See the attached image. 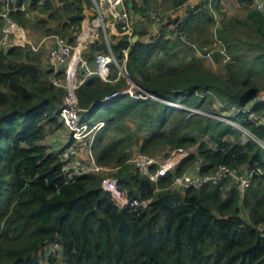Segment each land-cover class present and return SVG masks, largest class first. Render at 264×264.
Masks as SVG:
<instances>
[{
	"label": "trees",
	"instance_id": "obj_1",
	"mask_svg": "<svg viewBox=\"0 0 264 264\" xmlns=\"http://www.w3.org/2000/svg\"><path fill=\"white\" fill-rule=\"evenodd\" d=\"M4 1L0 0V10ZM171 1L177 8L187 0ZM237 1L245 6L253 3ZM15 2H24L43 15L36 27L47 34L61 33L69 43L89 17L90 0ZM150 2L124 0L129 12L143 13ZM212 11L221 15L215 34L229 59L226 77L210 70L167 67L160 60L159 70L151 74V61L176 44L171 42L172 32L185 35L191 43L207 41L205 36L216 23ZM9 16L23 26L27 23L21 11H10ZM49 22L54 23L53 29ZM2 23L0 16V27ZM241 29L242 37L237 34ZM134 34L138 37L132 42L125 35L110 37L111 50L121 60L122 49L128 48L125 67L130 78L157 98L136 99L126 93L103 100L127 82L123 76L104 82L95 74L79 85L76 96L87 115L103 111L104 125L92 144L95 160L117 167L110 173L130 197L151 199L141 212L118 209L100 186L101 175L64 182L56 151L69 141L55 151L50 149L55 134L66 131L59 119L64 90L52 84L51 69L39 57H31L21 46H12L6 53L0 50V264H35L41 258L37 251L54 237L61 253L46 264H264L263 176H254L243 197L227 180L198 188L171 185L174 175L197 161L202 173L220 164L264 168V149L251 140L242 142L241 133L219 117L177 111L167 102L212 113L210 106L217 99L222 112L218 116L264 137L262 127L242 113L254 94L264 90V12L249 8L243 17L225 16L219 0H200L186 7L183 16L174 15L161 24L149 39H143L144 29ZM100 51H104L102 44L85 50L92 66L94 54ZM244 51H254L247 61ZM111 69L116 70L114 64ZM258 77L261 85L256 84ZM253 109L264 110V102ZM130 123L146 133L138 134ZM163 147L185 151L154 190V184L129 159L135 154L132 149L151 154Z\"/></svg>",
	"mask_w": 264,
	"mask_h": 264
},
{
	"label": "built area",
	"instance_id": "obj_2",
	"mask_svg": "<svg viewBox=\"0 0 264 264\" xmlns=\"http://www.w3.org/2000/svg\"><path fill=\"white\" fill-rule=\"evenodd\" d=\"M254 7L257 10H261L263 5L261 2H256ZM25 9L26 3L24 2L17 4L15 0H11V3L9 0L4 1V5L0 10V16L4 22V29L0 33V50L5 53L12 46L27 42V37L23 30L9 16L10 11H24ZM88 9V21L75 33L72 43L67 42L58 34L47 38V40H51L45 61V64L51 69L49 78L55 87L64 90L59 109V119L63 122L68 132L67 141L69 142L56 151L60 176L63 177L64 182L72 181L82 175L99 174L113 169L97 163L93 153L94 136L104 125V121L92 118L89 122L79 120V112L86 111V109L78 105L76 89L87 77L95 74L104 82H113L119 76H123L127 80L125 87L107 94L103 100H109L116 95L126 93L136 99L155 97L135 84L130 78L125 67L128 48L122 49L121 60L115 58L111 50L110 37L125 35L130 42L133 39L130 14L124 0H90ZM155 15V12L150 11V16L154 17ZM116 26H121L122 29L117 31L114 29ZM43 42L42 40L38 45H32L31 48L35 51ZM96 44H102L104 51L94 54V65L90 67L84 52L90 45ZM221 51L225 54L223 48ZM111 64H114L119 69L116 77H112ZM167 102L173 106L182 107L179 102ZM260 102H264V90L254 94L248 104L242 108V113H245L251 122L264 130V111L253 109V106ZM223 119L227 120L233 129L242 133V135H247L252 142L264 149V137L257 136L237 121L229 118ZM183 153L182 147L174 148V150L163 157H156L150 153L136 152L129 161L133 163L140 174L146 176L154 184V190H157L159 179L176 166ZM114 168L117 169V167ZM256 175H261L264 178V168L254 165L247 169L220 164L212 172L202 173L201 161H197L189 169L174 175L171 185L182 189L189 187L198 188L206 183L217 185L227 180L229 184L235 187L239 196L243 197ZM100 186L110 195L118 209L134 208L136 211L141 212L148 208L151 202L150 198L138 199L130 197L127 189L119 183L118 177L103 176ZM37 252L41 258L35 264H46L49 258H58L60 256L61 245L54 237Z\"/></svg>",
	"mask_w": 264,
	"mask_h": 264
},
{
	"label": "rangeland",
	"instance_id": "obj_3",
	"mask_svg": "<svg viewBox=\"0 0 264 264\" xmlns=\"http://www.w3.org/2000/svg\"><path fill=\"white\" fill-rule=\"evenodd\" d=\"M224 2L226 3V5L228 7L231 8L232 12L231 15L229 16H237L240 12L239 9H237L235 5V1L234 0H224ZM175 9L174 6H172V1L171 0H151L150 4L147 5V7L144 9V12H132L130 11L131 14V25L133 28V33L132 35H137L134 34V31L137 30H141L144 29L146 30L147 35L143 37V39H149L150 36L156 34L159 30V26L161 24L167 23L172 15V10ZM150 11L155 12L156 15L154 17L150 16ZM23 13V16L27 19V23L26 25H22L20 24L18 21L14 20L19 28H21L23 30V32L25 33L26 37H27V42H23L21 44H17L14 46H21L23 47V49L26 52H29L31 57H39L42 62L46 61V57L48 55V47L45 42L47 41V38L51 35L54 34H58L60 35L61 33H52V34H47L46 31L42 28V27H36V22L38 21V17L39 16H43L40 15L39 13H37V11L33 8L28 6V4H26V9L24 11H21ZM242 13V11H241ZM3 24V23H2ZM0 27V33L2 31V29H4V24ZM218 25V23L216 22L214 24V26L212 25V27L209 29V33L207 36H205L207 38L206 42H202V39H198L197 42L195 43H191L188 42L186 40L185 35H177L176 32H172L171 34V42L175 41L176 44L172 47L169 48V52L164 53L161 52L159 53L158 57L154 60H152L149 66V71L151 74L157 72L159 70V66L157 64V60H160L162 62H165L166 66H173L175 68L181 69L184 67H189V68H195V69H201V70H210L214 73H216L218 76L220 77H226L227 75V69H226V63L229 60L226 55L221 51L222 50V46L220 45L219 41L217 40V36L215 34V27ZM54 23L53 22H49L48 27L50 28H54ZM171 26H167V29H171ZM237 34L240 35L242 37V29L240 31H237ZM44 41L43 43L40 44L39 48L37 50H33L31 48V46H36L39 44V42ZM49 40V39H48ZM246 50V49H243ZM258 50V49H257ZM256 51V49L254 50ZM254 51H244L245 53V60H249L251 58V56L253 55ZM113 53V52H112ZM242 53V52H241ZM114 54V53H113ZM115 56V54H114ZM115 58H117L115 56ZM88 66L92 67V64H90L89 62ZM157 66V67H156ZM156 67V68H155ZM115 69H111L112 73L117 72V70H119L116 66ZM256 84L261 85L262 84V80L261 78L258 77V79L256 78ZM127 82V80H126ZM127 84V83H126ZM202 97V94L199 93V99ZM157 98V97H154ZM208 98V97H207ZM198 99V100H199ZM176 103H178V101H176ZM182 107H176L175 109L177 111L180 110H188L189 114H199V115H212L215 117H219L220 119L224 120L227 122V124L231 126V124L223 119L225 117L222 116H218V114L222 113L221 111V104L219 103V101L217 99H214L213 103L210 106V109L213 111L212 113L209 111H206L203 108H198L196 106H192V107H186L183 103L180 104ZM208 109V110H210ZM264 111V110H263ZM226 111L223 110V114ZM222 115V114H221ZM79 120L80 121H90L91 118L92 119H97V120H101L103 119L104 115H103V111L100 109L99 111L95 112L93 115L89 116L85 113V111H80L79 112ZM136 121V119H135ZM130 125L132 126L133 130H136V125H133L130 123ZM233 128V127H232ZM137 131V130H136ZM138 134H142L144 135L146 133V129L142 128L140 130L137 131ZM114 134V133H112ZM241 135V141L246 142L248 140H250L247 135ZM62 139V137H61ZM56 142V141H55ZM55 142H51L52 144L50 145V149L52 151H55V148H57V145ZM57 145V146H56ZM172 150H174V148H164L161 151H156L153 154L156 157H163V154H165L167 152V154H169ZM184 150V149H183ZM136 149H132V154L136 153ZM185 151V150H184ZM117 169H115L113 167V169H110L109 171H104L103 173H99L96 175H101L100 178V183H101V179L103 178V176H113L116 177L114 175H112L110 172H115ZM228 186H233V185H229ZM245 210L241 209V213L245 214ZM58 260V259H56ZM50 264V262H49Z\"/></svg>",
	"mask_w": 264,
	"mask_h": 264
},
{
	"label": "crops",
	"instance_id": "obj_4",
	"mask_svg": "<svg viewBox=\"0 0 264 264\" xmlns=\"http://www.w3.org/2000/svg\"><path fill=\"white\" fill-rule=\"evenodd\" d=\"M199 1H200V0H187L186 2H184V4H182V5L178 6L177 8L173 9V10H172V15H173V16H174V15L183 16V15L185 14V8H186V7H192V6H195ZM219 1H220V6H221V12H222V15H225V16H229V15H231V12H232L231 8L228 7V6L226 5V3L224 2V0H219ZM234 1H235V5H236V6H234V7H236L237 9L240 10V11H239L240 13L237 15V16H239V17H243V16H245V14H246V12H247V10H248L249 8H255V7H254V4H255L256 2H261V3H262L263 7H262L261 11L264 12V0H253V3L250 4V5H247V6L240 4L237 0H234ZM241 11H242V13H241ZM128 12H129V11H128ZM129 14H130V12H129ZM212 14H213L214 19H215L216 22L218 23V21H219L220 18H221V15L218 14V13H216V12H213V11H212ZM130 19H131V17H130ZM131 23H132V22H131ZM45 44H46L47 46H50V44H51V40H47V41L45 42ZM111 74H113L112 71H111ZM117 74H118V70H117V72H116V76H117ZM61 137H62V139H61ZM54 138H55V141H58V143H56L57 145H58V144H61V143L64 144V143L68 140V132H67V130H66V131L62 130L61 132L55 134ZM62 144H61V145H62ZM57 145H56V146H57ZM228 184H229V183H228ZM229 185H230V184H229Z\"/></svg>",
	"mask_w": 264,
	"mask_h": 264
},
{
	"label": "water",
	"instance_id": "obj_5",
	"mask_svg": "<svg viewBox=\"0 0 264 264\" xmlns=\"http://www.w3.org/2000/svg\"><path fill=\"white\" fill-rule=\"evenodd\" d=\"M137 37H138V35H134L132 41L136 40ZM189 173H190V171H189Z\"/></svg>",
	"mask_w": 264,
	"mask_h": 264
}]
</instances>
